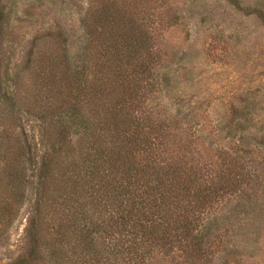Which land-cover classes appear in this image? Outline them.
<instances>
[{
  "label": "rangeland",
  "instance_id": "obj_1",
  "mask_svg": "<svg viewBox=\"0 0 264 264\" xmlns=\"http://www.w3.org/2000/svg\"><path fill=\"white\" fill-rule=\"evenodd\" d=\"M110 1L132 13L157 46L136 117L167 126L159 152L212 176L234 160L226 172L243 174L241 186L220 193L199 218L200 261L178 252L154 254L147 264H264V0ZM110 1L0 0V124L19 140L26 172L18 215L0 238V264L72 263L51 246L45 222L55 211L39 200L37 182L51 125L67 127L63 149L74 150L76 162L86 134L77 126L94 122V106L81 105L84 123L76 124V68L92 38L91 13ZM102 26L105 33L117 28Z\"/></svg>",
  "mask_w": 264,
  "mask_h": 264
},
{
  "label": "trees",
  "instance_id": "obj_2",
  "mask_svg": "<svg viewBox=\"0 0 264 264\" xmlns=\"http://www.w3.org/2000/svg\"><path fill=\"white\" fill-rule=\"evenodd\" d=\"M103 5L100 13H91L93 24H86L92 38L76 68L73 104L76 124L84 123L81 105L94 106L89 112L94 122L77 126L86 134L76 146V162L74 150L63 149L67 127L51 125L49 134L55 136L48 139L51 151L39 172V200L55 211L45 222L51 246L71 264H147L154 254L178 252L200 261L199 218L220 193L241 186L243 174L231 173L234 160L212 176L213 171L183 166L169 151L159 154L167 146V126L143 125L149 119L136 117L157 46L132 13L112 1ZM101 20L117 28L105 33L103 24H96ZM1 127L0 238L18 215L26 184L25 152L12 130Z\"/></svg>",
  "mask_w": 264,
  "mask_h": 264
}]
</instances>
